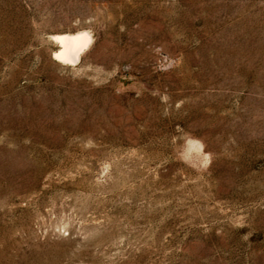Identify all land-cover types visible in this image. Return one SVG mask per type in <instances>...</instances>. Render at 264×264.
Instances as JSON below:
<instances>
[{"label":"rangeland","instance_id":"obj_1","mask_svg":"<svg viewBox=\"0 0 264 264\" xmlns=\"http://www.w3.org/2000/svg\"><path fill=\"white\" fill-rule=\"evenodd\" d=\"M0 264H264V0H0Z\"/></svg>","mask_w":264,"mask_h":264},{"label":"bare ground","instance_id":"obj_2","mask_svg":"<svg viewBox=\"0 0 264 264\" xmlns=\"http://www.w3.org/2000/svg\"><path fill=\"white\" fill-rule=\"evenodd\" d=\"M57 43L58 50L54 52V59L63 64L73 65L77 63L82 54L90 46L92 38L86 31L74 34L54 35L52 39Z\"/></svg>","mask_w":264,"mask_h":264}]
</instances>
